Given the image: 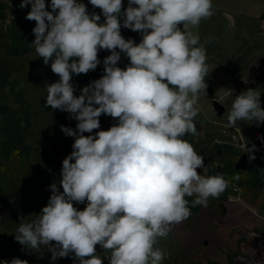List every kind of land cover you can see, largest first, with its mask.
Returning a JSON list of instances; mask_svg holds the SVG:
<instances>
[{"label":"clouds","instance_id":"clouds-1","mask_svg":"<svg viewBox=\"0 0 264 264\" xmlns=\"http://www.w3.org/2000/svg\"><path fill=\"white\" fill-rule=\"evenodd\" d=\"M89 3L101 10L102 22L80 0H51V11L45 0L19 5L31 6L25 19L35 21V52L59 77L45 84V107L69 113L77 124L61 125L74 137L73 150L62 161L59 183L49 186L47 205L19 225L15 240L30 250L47 248L53 260L71 253L73 264H103L97 245L108 264H162L166 253L156 245L191 215L186 197H195L193 207H207L230 183L220 174L198 173L204 157L184 139L198 134L211 42H201L189 27L214 15L212 0H128L127 8L123 0ZM121 27L140 33V42L125 39ZM100 50L111 53L103 75L75 95L73 76L95 70ZM121 53L129 61L124 68ZM260 98L254 88L235 96L226 127L264 124ZM102 114L116 123L93 133ZM254 149H247L251 160ZM85 202L83 210L74 206Z\"/></svg>","mask_w":264,"mask_h":264},{"label":"rangeland","instance_id":"rangeland-1","mask_svg":"<svg viewBox=\"0 0 264 264\" xmlns=\"http://www.w3.org/2000/svg\"><path fill=\"white\" fill-rule=\"evenodd\" d=\"M20 3L21 0H16L17 11L27 15L31 6L21 9ZM45 3L51 11V0ZM212 5L214 15L202 20L199 29L201 42L211 39L205 45L208 65L205 82L209 93L207 101L197 105L198 134H186L184 139L204 157L205 169L215 175L217 166L222 167L218 161H222L224 174L229 173L237 154L234 144L256 145V130L244 137L251 127L250 121H238L235 127H226V119L235 96L248 88L260 91L264 103V16L223 11L216 0H212ZM34 27L35 21L28 20L29 33H18L14 19L0 20V264L13 258L26 260L28 264H73L71 253L53 260L47 248L30 250L15 240L19 225L29 222L32 214H39L47 205L51 195L49 186L59 183L62 161L73 150L74 137L66 136L61 125L75 129L77 124L69 118V113L45 107V84L58 78L50 64L45 65L35 52ZM213 69L231 77L232 85L225 88L215 84L224 91L214 92L210 87ZM102 75L103 67H100L73 81L74 94L79 95L81 88ZM99 120L100 129L93 133L116 123L103 114ZM86 203H74V206L83 210ZM210 217L215 220V216ZM246 218V214L240 213L241 241L247 234V228L242 225ZM226 221L235 223L238 218L227 215ZM228 235L231 238L232 233ZM96 252L103 258V264H108L104 249L97 245Z\"/></svg>","mask_w":264,"mask_h":264},{"label":"crops","instance_id":"crops-1","mask_svg":"<svg viewBox=\"0 0 264 264\" xmlns=\"http://www.w3.org/2000/svg\"><path fill=\"white\" fill-rule=\"evenodd\" d=\"M80 2L87 5L90 14L92 12L100 14L101 22L103 21L99 8H93L89 0H80ZM123 5L127 8L128 0H123ZM216 5L223 11L256 17L264 16V0H216ZM25 16L17 11L16 0H0V20L14 19L18 33H29L26 29L28 20ZM200 25L198 28L190 26L189 30L193 32L196 30L199 34ZM121 35L125 39H133L136 43H139L141 36L140 33L123 27H121ZM99 53L106 56L111 54L107 50H100ZM121 55L118 65L122 64L121 68H124L129 61L123 53ZM212 72L210 87L214 92L224 91L215 84L220 87L225 85V88L232 85V78L226 77L227 74L216 69ZM208 93L207 86L206 91L200 93L198 102L207 101ZM262 105L263 102L261 107ZM249 123L251 127L244 137L250 136L255 130L264 132V124L257 126L254 122ZM234 145L237 154L233 157L229 173L224 174L222 161L217 160L222 167L217 166L215 174L222 172L220 175L230 181L229 186L218 198L210 197L207 207L203 205L193 207L191 201L195 197H186L191 215L183 222L174 225L168 237L160 238L156 245L166 253L162 264H259L264 261V150H260L255 145L253 151L255 159L251 160L247 149L253 146L247 143ZM197 171L202 175L215 176L207 169ZM236 176L239 179H233ZM240 213L246 214L247 217V221L242 224L247 228V234L242 241L238 229ZM211 215L215 216L214 221ZM227 215L235 216L238 222H225ZM229 232L232 233L231 238Z\"/></svg>","mask_w":264,"mask_h":264},{"label":"built area","instance_id":"built-area-1","mask_svg":"<svg viewBox=\"0 0 264 264\" xmlns=\"http://www.w3.org/2000/svg\"><path fill=\"white\" fill-rule=\"evenodd\" d=\"M141 36H140V40H141ZM139 40V42H140ZM106 56L103 55V53H98V58L100 59L101 63L97 66V68L95 70H92V71H89L88 73H91V72H95V71H98V69L100 67H103V60ZM87 73V74H88ZM86 74H80V75H74L73 76V81H76L77 79H79L80 77L84 76ZM57 76V75H56ZM57 78L59 79V77L57 76ZM72 81V82H73ZM255 139H256V145L257 147L260 149V150H264V132L261 131V130H257L256 131V136H255Z\"/></svg>","mask_w":264,"mask_h":264},{"label":"water","instance_id":"water-1","mask_svg":"<svg viewBox=\"0 0 264 264\" xmlns=\"http://www.w3.org/2000/svg\"><path fill=\"white\" fill-rule=\"evenodd\" d=\"M220 106V108H223V106H221V105H219ZM196 123V122H195ZM196 126H198V124L196 123ZM58 258H60V257H57L56 259H58Z\"/></svg>","mask_w":264,"mask_h":264}]
</instances>
